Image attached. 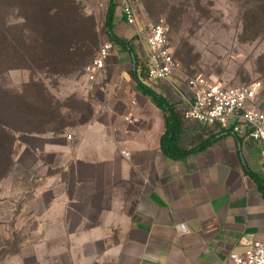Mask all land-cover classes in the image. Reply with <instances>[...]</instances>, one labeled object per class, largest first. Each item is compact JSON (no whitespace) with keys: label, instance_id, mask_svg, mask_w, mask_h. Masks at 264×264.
<instances>
[{"label":"crops","instance_id":"crops-1","mask_svg":"<svg viewBox=\"0 0 264 264\" xmlns=\"http://www.w3.org/2000/svg\"><path fill=\"white\" fill-rule=\"evenodd\" d=\"M115 18L122 30L125 16ZM128 78L127 68L106 66L75 139L30 144L47 172L30 215L46 234L37 264H227L264 244V145L184 119L168 91L178 146L189 152L171 160L161 150L167 114ZM131 108L137 123L124 120Z\"/></svg>","mask_w":264,"mask_h":264},{"label":"rangeland","instance_id":"rangeland-1","mask_svg":"<svg viewBox=\"0 0 264 264\" xmlns=\"http://www.w3.org/2000/svg\"><path fill=\"white\" fill-rule=\"evenodd\" d=\"M245 1L155 0L148 9L138 0L136 26L124 22L119 30L114 20L120 46L110 40L105 20L111 5L124 16V0H0V104L15 103L20 129L14 133L11 172L0 181V264H37L47 257V250L37 248L46 234L36 232L30 217L47 172L29 147L39 144L38 136L51 143L73 141L74 128L89 122L99 90L87 69L104 43L113 45L107 66L127 68L128 81L141 80L166 100L168 91L181 99L195 77L228 87L261 82L264 110V21H243ZM170 12L177 25L169 23ZM161 20L170 27L176 70L168 81L152 84L144 61L145 28ZM24 116L33 120L30 128Z\"/></svg>","mask_w":264,"mask_h":264},{"label":"built area","instance_id":"built-area-1","mask_svg":"<svg viewBox=\"0 0 264 264\" xmlns=\"http://www.w3.org/2000/svg\"><path fill=\"white\" fill-rule=\"evenodd\" d=\"M137 5L138 0H124V16L130 26H136ZM145 32L144 61L148 81L152 84L166 82L176 70V62L169 47L170 27L161 20L149 24ZM112 50V43H104L100 47L87 69L89 81L95 82L104 72ZM262 90L261 82L228 87L203 77L189 79L186 94L179 93L185 105L184 119L206 126L219 125L224 131L243 137L246 141L264 145V110L259 104ZM124 120L138 122L132 108ZM180 230L186 233L187 227L180 225ZM227 264H264V244L253 243L244 254L231 255Z\"/></svg>","mask_w":264,"mask_h":264},{"label":"trees","instance_id":"trees-1","mask_svg":"<svg viewBox=\"0 0 264 264\" xmlns=\"http://www.w3.org/2000/svg\"><path fill=\"white\" fill-rule=\"evenodd\" d=\"M145 4L148 9L155 4V0H145ZM245 12L243 15V21H264V0H247L245 1ZM169 23L177 25L179 19L177 15L166 13ZM115 6L111 5L108 10L105 28L109 35L110 40L117 45H124V42L113 34L115 28ZM55 32V31H54ZM138 87L141 89L145 96L152 98L157 106L167 114L166 118V133L161 139V150L171 160H180L186 156L189 152L183 151L178 146L179 136L181 134L182 125L179 120L180 112L176 111L173 105L156 93L150 87L144 85L141 80L137 81ZM17 107L15 103H11L7 106L0 104V181L11 172L13 164V146L15 142L14 133L20 131L16 127V113ZM25 113V111H23ZM22 122H26L27 128H30L34 123L31 118L24 116L21 119ZM38 123L43 122L40 118Z\"/></svg>","mask_w":264,"mask_h":264}]
</instances>
